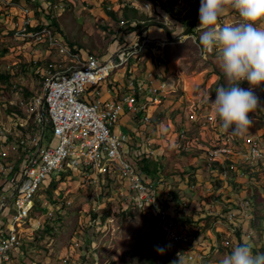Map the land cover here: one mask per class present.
Here are the masks:
<instances>
[{"label":"rangeland","instance_id":"rangeland-1","mask_svg":"<svg viewBox=\"0 0 264 264\" xmlns=\"http://www.w3.org/2000/svg\"><path fill=\"white\" fill-rule=\"evenodd\" d=\"M124 5L147 13L152 18L149 21L154 23L144 32L141 48L124 53L123 64L112 72L103 90L108 91V83L113 79L121 82L122 78L127 82L122 84L123 88L133 80L139 90L144 72L157 66L159 61L161 74L176 84L175 92L162 97L160 103L149 104L151 120L147 126L139 130L127 115L116 125V130L122 125L133 134L141 131V137L145 138L142 142L144 153L147 142L158 149V160L147 157L136 159L135 163L152 180L161 178L172 185L174 201L170 210L174 211L182 203L184 191L189 192V186L200 179L199 200H206L202 190L208 182V172L203 170L205 174L201 177L196 172L206 163L203 150L218 142L221 130L217 124L206 122L205 116L212 112L211 100L216 98V89L228 86L215 51L207 57L201 56L200 31L196 27L193 33H188V23L184 22L186 14L191 12L190 25L196 19L197 26L200 25V0H178V18L148 0H0V75L8 77L0 78V118L6 122L7 105L16 111V105H10V100L17 101L18 96L28 97L41 90L43 79L35 72L33 57L42 60L41 64L50 60L70 62L81 54L85 57L102 55L107 59L117 50L135 46L143 28L127 37L133 32L128 28L136 24L125 18ZM48 7L54 9L53 17L43 11ZM23 8L30 9L33 19H37V30L49 28L59 45L51 46L46 35L41 40L32 37L26 41L31 58L20 53L22 41L13 37L14 31L9 26L14 29L13 20L22 15ZM108 11L116 16L113 18ZM233 13L229 11L222 17ZM5 17L9 22L6 23ZM257 26L264 27V22ZM262 85L264 83L252 88L243 81L240 87L252 88L258 94L257 87ZM194 113L198 119L191 117ZM248 115L252 121L248 133H255L264 126V114L259 107ZM182 129H186V139L182 140L184 145L177 148ZM261 171L264 172V166ZM46 183L40 195L47 197L49 204L46 208L38 206L30 215L23 237L24 256L18 258L22 264H170L155 213L135 192L123 197L121 191L126 185L118 176L103 180L98 187L84 184L77 177H63L52 183L47 180ZM185 185L188 190L183 189ZM213 186L218 187V184L213 183ZM188 207L191 217L185 216L182 223L191 221L192 215L199 210L204 211L197 204ZM157 246L163 248V252L157 251ZM223 253L216 255V261L224 258ZM208 264L211 263L208 261Z\"/></svg>","mask_w":264,"mask_h":264},{"label":"built area","instance_id":"built-area-1","mask_svg":"<svg viewBox=\"0 0 264 264\" xmlns=\"http://www.w3.org/2000/svg\"><path fill=\"white\" fill-rule=\"evenodd\" d=\"M33 20L30 9L23 8L22 15L13 20L14 36L41 40L46 35L51 46L59 45L49 28L37 30L39 23ZM240 22L239 13L234 11L218 24L234 26ZM124 53L117 50L107 59L81 54L70 62L50 60L44 64L33 57L35 72L43 79L41 90L10 100L16 111H6L5 123L0 119V264H22L18 258L24 256L23 237L30 215L38 206L46 208L49 204L40 192L47 180L52 183L63 177H77L98 187L103 180L118 176L126 185L121 195L135 192L155 213L170 264L178 262L180 254L184 264H208L212 249L207 257L202 246L210 244L219 251L221 246L242 243L244 238L251 242L264 238L255 210L259 207L256 198H264L263 134L234 136L231 130L221 131L218 142L203 150L206 163L200 170L208 172L209 180L202 192L206 200L200 201L198 208L204 211L198 209L191 221L182 223L181 219L189 216L190 202L182 199L174 211L170 210L174 201L170 185L161 178L152 180L135 163L147 157L158 160V149L147 142L144 153L141 131L133 134L126 127L116 130L126 113L139 130L147 126L151 120L149 104L160 103L162 97L175 92L176 84L161 74L159 61L144 72L139 90L133 80L123 88L112 78L108 85L115 94L104 97L105 82L120 69ZM259 91L264 93V87ZM143 94L144 99L140 98ZM191 117L198 119L195 113ZM205 117L206 122L220 128L213 111ZM178 139L177 148H181L186 129L179 131ZM200 185L195 182L190 187L195 191Z\"/></svg>","mask_w":264,"mask_h":264},{"label":"clouds","instance_id":"clouds-1","mask_svg":"<svg viewBox=\"0 0 264 264\" xmlns=\"http://www.w3.org/2000/svg\"><path fill=\"white\" fill-rule=\"evenodd\" d=\"M229 11L238 12L241 22L220 26L219 19ZM199 20L200 54L207 57L215 51L228 84L216 89L212 111L223 132L243 136L252 123L248 114L259 104L252 88L264 83V27L257 26L264 22V0H200ZM243 81L252 88L240 87ZM157 251L163 248L157 246ZM173 264H184L181 254ZM220 264H264V253L254 254L250 239L244 238Z\"/></svg>","mask_w":264,"mask_h":264},{"label":"crops","instance_id":"crops-1","mask_svg":"<svg viewBox=\"0 0 264 264\" xmlns=\"http://www.w3.org/2000/svg\"><path fill=\"white\" fill-rule=\"evenodd\" d=\"M233 15V14H232ZM229 17H231V16H229ZM229 17H226V18H229ZM6 18V23L7 22H9L8 20H9V18L8 17H5ZM4 18V19H5ZM3 19V20H4ZM221 19V18H220ZM219 19V20H220ZM197 20L198 19H196V21H195V27H194V30L196 29V27L198 28V24H197ZM36 22H38L37 21V19L35 20H33V23L35 24ZM9 28H10V30L11 31H14L13 29H12V26H9ZM134 35V31L132 32V33H130V34H128L127 35V37H129V36H133ZM13 37H15L14 36V33H13ZM21 36H19V37H15V39H21L20 41H22V42H20L19 43V45H21V50H19L20 51V53H23L25 56H29V59L31 58V54L29 53V51H28V49H27V46H29V44L26 42V41H30V37H27V38H29L28 40H27V38L26 37H22V38H20ZM149 41H156V40H153V39H150ZM125 44V43H124ZM18 51V52H19ZM46 55H49V52L47 51L46 52ZM46 58V57H45ZM48 58V57H47ZM48 59H50V57L48 58ZM70 60H72V59H70ZM124 78H122V81L121 82H124V83H122V84H126L127 82H125L124 80H123ZM172 80V79H171ZM263 87H264V85H262ZM259 88L260 87H257V90H258V94H255L258 98H261V99H259V104H258V107H259V109L261 110V111H263L264 110V93L262 92V91H259ZM104 92V97H111L113 94H115L114 93V91L110 88V86H109V89H108V91H103ZM146 97V95L145 94H143L142 96H140V98H145ZM124 115H127L128 116V118L129 119H131V117H130V115L128 114V113H126V114H124ZM254 118V117H253ZM1 119V118H0ZM251 120V119H250ZM135 125H136V123H135ZM120 128H125V126H122V125H119V129ZM221 130V129H220ZM222 131V130H221ZM220 131V132H221ZM249 131H251V130H249ZM264 133V126L263 127H261L258 131H256L255 130V133L253 132V133H246L245 135H243V136H248V135H251V134H258V135H261V134H263ZM196 167H198V165H195ZM205 173L203 172V170H200V168H198V170H197V172H196V175H198L199 177H201V175H204ZM207 179L209 180V177H208V175H207ZM207 180V181H208ZM187 181H188V179H187ZM196 182H202V180L200 179V180H198V181H196ZM203 185V184H202ZM208 185V183L205 185V186H207ZM183 187V189L184 190H188V187L185 185V186H182ZM203 187V186H202ZM170 188H171V190H172V185H170ZM191 187L189 186V192L188 191H184V194L185 195H181V200L183 199V200H188L189 202H190V205L191 204H193V205H196L197 204V206H198V204L200 203V200H199V198H200V195H199V191L198 190H196L195 191V193H192L194 190H192V189H190ZM202 192H203V190H202ZM240 193H241V196H243V192L242 191H239ZM177 195V194H176ZM230 196L231 197H233L232 196V193H230ZM198 198V199H197ZM256 201L258 202V204H259V207L258 208H256L255 210L256 211H258V219H259V221L262 223V220L264 221V198H261V199H259V201H258V198H256ZM188 214H189V216H190V214H191V210L190 209H188ZM193 216V215H192ZM191 217V216H190ZM263 224H264V222H263ZM264 227L261 225V228L260 229H263ZM241 242H239V241H234V243L232 244V245H230V246H228V247H225V246H221L220 247V250L219 251H215L214 250V248H213V246L212 245H206V246H202V252H204L206 255H207V257L209 256V251H210V249H212V257H210V258H208V261H209V263H211V264H220V262L219 261H216V255L217 254H219V253H221L222 251L224 252L221 256H224V255H227V254H229L231 251H232V249L236 246V245H238V244H240ZM252 243V245H253V253L254 254H256V253H264V238H262V237H260V239L258 240V241H256V242H251ZM262 247V248H261ZM259 248H261V249H259ZM220 256V257H221Z\"/></svg>","mask_w":264,"mask_h":264},{"label":"trees","instance_id":"trees-1","mask_svg":"<svg viewBox=\"0 0 264 264\" xmlns=\"http://www.w3.org/2000/svg\"><path fill=\"white\" fill-rule=\"evenodd\" d=\"M148 1H152L157 6H159L164 11H166L168 14L172 15L175 18H178L177 16L179 14V10L176 7V4H177L178 0H148ZM53 10L54 9L52 7H48V8H44L43 9L45 14L47 16H49V17H53ZM122 12H123L125 18L127 20L129 19L130 23L136 24L135 27L128 28V30H132V31L138 30L139 31L145 25H151L152 23H154V22H150L149 21L152 18H149L147 13L142 12L140 9H138L136 7L129 6V5H124L122 7ZM108 14L110 16H112L113 18L116 16V14L113 13L112 11H108ZM191 16H192L191 12L190 13L188 12L186 14V16H185L186 19L184 21V22L188 23V27H189L188 28V33H193L194 27L196 25L195 23L193 25H190L189 18H191ZM164 27H166V26H164ZM0 78L2 79V78H8V77L6 75H0ZM11 110H12V107L7 105L6 111H8V112L10 111L11 112ZM50 193H52V191H50Z\"/></svg>","mask_w":264,"mask_h":264},{"label":"water","instance_id":"water-1","mask_svg":"<svg viewBox=\"0 0 264 264\" xmlns=\"http://www.w3.org/2000/svg\"><path fill=\"white\" fill-rule=\"evenodd\" d=\"M148 28H149L148 25L144 26L143 29H142V31L140 32L139 39H138V42L136 43V45L133 46V47H129V48L123 49V52H126V51H130L131 52V51L139 50L141 48L143 33L145 31H147Z\"/></svg>","mask_w":264,"mask_h":264}]
</instances>
